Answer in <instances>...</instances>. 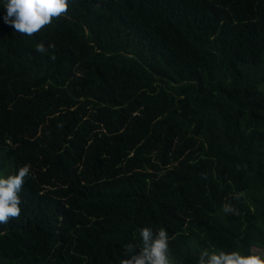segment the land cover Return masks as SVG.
I'll return each instance as SVG.
<instances>
[{"label": "trees", "instance_id": "trees-1", "mask_svg": "<svg viewBox=\"0 0 264 264\" xmlns=\"http://www.w3.org/2000/svg\"><path fill=\"white\" fill-rule=\"evenodd\" d=\"M4 2L0 177H32L0 264H120L145 227L170 264L264 251V0H68L32 37Z\"/></svg>", "mask_w": 264, "mask_h": 264}, {"label": "clouds", "instance_id": "clouds-1", "mask_svg": "<svg viewBox=\"0 0 264 264\" xmlns=\"http://www.w3.org/2000/svg\"><path fill=\"white\" fill-rule=\"evenodd\" d=\"M68 0H5L4 23L10 25L16 32L29 37L39 33L52 24L54 19L66 16ZM55 49L54 44L37 43L36 51L41 54ZM55 60V55L50 57ZM32 177L31 166L25 164L17 169L15 174L0 177V224L17 220L21 215V192L26 180ZM243 193H237L234 199L239 200ZM223 211L238 215L237 209L231 204H225ZM142 246L139 252L136 245H129L125 251L128 255L122 258L120 264H170L169 236L166 230L160 229L154 233L149 227L141 229ZM198 264H264L257 254L241 255L237 251H204L200 254Z\"/></svg>", "mask_w": 264, "mask_h": 264}, {"label": "rangeland", "instance_id": "rangeland-1", "mask_svg": "<svg viewBox=\"0 0 264 264\" xmlns=\"http://www.w3.org/2000/svg\"><path fill=\"white\" fill-rule=\"evenodd\" d=\"M259 256L261 259H264V251L263 250H258V249H253Z\"/></svg>", "mask_w": 264, "mask_h": 264}]
</instances>
